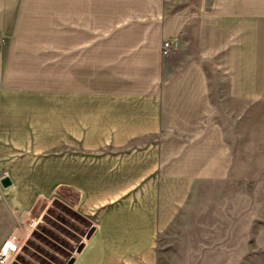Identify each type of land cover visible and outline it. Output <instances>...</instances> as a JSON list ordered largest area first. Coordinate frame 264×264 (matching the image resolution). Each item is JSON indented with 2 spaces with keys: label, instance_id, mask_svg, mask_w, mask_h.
I'll return each instance as SVG.
<instances>
[{
  "label": "crops",
  "instance_id": "crops-1",
  "mask_svg": "<svg viewBox=\"0 0 264 264\" xmlns=\"http://www.w3.org/2000/svg\"><path fill=\"white\" fill-rule=\"evenodd\" d=\"M41 3L0 0V248L10 207L54 197L86 234L71 264H158L195 190L247 178L229 165L264 102V0H156L124 21L119 0H66L57 37L24 35Z\"/></svg>",
  "mask_w": 264,
  "mask_h": 264
},
{
  "label": "rangeland",
  "instance_id": "rangeland-1",
  "mask_svg": "<svg viewBox=\"0 0 264 264\" xmlns=\"http://www.w3.org/2000/svg\"><path fill=\"white\" fill-rule=\"evenodd\" d=\"M149 3L156 0H119L118 17L127 20L131 5ZM65 4L42 0L25 14L24 35L57 37L70 12ZM177 47L165 57L176 58ZM217 67L222 65L218 62ZM238 144L234 152L239 156L229 167L247 178L227 183L229 187L195 190L188 209L158 237V264H264V102L250 98L249 136ZM78 222L73 210L54 197L41 198L31 209L10 207L8 239L17 236L20 244L8 264H67L79 240L85 239L86 234L74 228Z\"/></svg>",
  "mask_w": 264,
  "mask_h": 264
},
{
  "label": "built area",
  "instance_id": "built-area-1",
  "mask_svg": "<svg viewBox=\"0 0 264 264\" xmlns=\"http://www.w3.org/2000/svg\"><path fill=\"white\" fill-rule=\"evenodd\" d=\"M5 33L0 30V48L4 44ZM178 41L177 39H165L162 44V49L164 53H167L169 49L172 47H177ZM31 225V224H30ZM11 240V241H10ZM10 242L16 245L15 247H11L10 249L6 247ZM20 244V240L17 236H13L6 240L3 246L0 248V264H8L10 258L15 254Z\"/></svg>",
  "mask_w": 264,
  "mask_h": 264
},
{
  "label": "water",
  "instance_id": "water-1",
  "mask_svg": "<svg viewBox=\"0 0 264 264\" xmlns=\"http://www.w3.org/2000/svg\"><path fill=\"white\" fill-rule=\"evenodd\" d=\"M0 182H1V184H2L3 186L6 187V186H8V185L11 184V179H10V177L7 176V175H5V176H1V178H0ZM92 232H93V229L88 233V236H90V235L92 234ZM70 261H71V260H69L67 264H71Z\"/></svg>",
  "mask_w": 264,
  "mask_h": 264
},
{
  "label": "bare ground",
  "instance_id": "bare-ground-1",
  "mask_svg": "<svg viewBox=\"0 0 264 264\" xmlns=\"http://www.w3.org/2000/svg\"><path fill=\"white\" fill-rule=\"evenodd\" d=\"M11 241V240H10ZM16 245H14V243H12V242H10L8 245H6V247H8L9 249L11 248V247H15Z\"/></svg>",
  "mask_w": 264,
  "mask_h": 264
}]
</instances>
